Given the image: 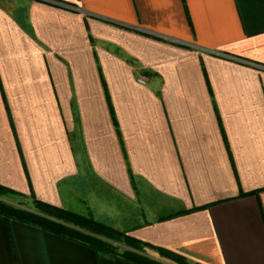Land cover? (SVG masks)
I'll return each mask as SVG.
<instances>
[{
  "label": "crops",
  "instance_id": "1",
  "mask_svg": "<svg viewBox=\"0 0 264 264\" xmlns=\"http://www.w3.org/2000/svg\"><path fill=\"white\" fill-rule=\"evenodd\" d=\"M0 184L264 264V0H0ZM0 264L137 263L0 214Z\"/></svg>",
  "mask_w": 264,
  "mask_h": 264
},
{
  "label": "trees",
  "instance_id": "2",
  "mask_svg": "<svg viewBox=\"0 0 264 264\" xmlns=\"http://www.w3.org/2000/svg\"><path fill=\"white\" fill-rule=\"evenodd\" d=\"M9 196L22 199L28 197L22 192L0 184V214L4 216L8 224L12 220H18L38 226L47 231L84 242L99 252L121 255L137 264H169L144 254L146 245L154 247L151 244L108 223L39 199L33 188H31L30 196L33 206H29L21 200L17 202L10 200ZM120 248L123 249L122 252H120ZM158 250L160 255L166 259L179 263L188 262L185 257L177 253L162 248H158Z\"/></svg>",
  "mask_w": 264,
  "mask_h": 264
},
{
  "label": "rangeland",
  "instance_id": "3",
  "mask_svg": "<svg viewBox=\"0 0 264 264\" xmlns=\"http://www.w3.org/2000/svg\"><path fill=\"white\" fill-rule=\"evenodd\" d=\"M9 197H11V196H9ZM10 200H13V201H15V202L21 200L22 202L26 203L27 205H29V206H33L32 198H31V197H27V198H24V199H22V198H17V197H11ZM111 200H113V199L111 198ZM70 206H71V208H67V209H70V210H72V211H75V212H78V213L84 214V215H86V216L93 217V216H91V215L88 213L87 209L84 208V204H82V203L80 204V203H78V202H74V201H72V202L70 203ZM100 218L103 219V220H101L102 222H105V223H108V224L114 226V224H113L112 221H105V219L103 218V216H101ZM114 227H115V226H114ZM115 228H116V227H115ZM122 251H123V249L120 248V252H122ZM171 262H172L171 264H191L190 262L179 263V262H176V261L174 262V261H172V260H171ZM169 264H170V263H169Z\"/></svg>",
  "mask_w": 264,
  "mask_h": 264
},
{
  "label": "built area",
  "instance_id": "4",
  "mask_svg": "<svg viewBox=\"0 0 264 264\" xmlns=\"http://www.w3.org/2000/svg\"><path fill=\"white\" fill-rule=\"evenodd\" d=\"M140 81L144 82V80H140Z\"/></svg>",
  "mask_w": 264,
  "mask_h": 264
}]
</instances>
